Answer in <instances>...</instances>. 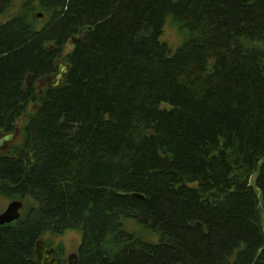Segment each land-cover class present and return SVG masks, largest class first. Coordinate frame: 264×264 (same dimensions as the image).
Segmentation results:
<instances>
[{"label":"trees","instance_id":"trees-1","mask_svg":"<svg viewBox=\"0 0 264 264\" xmlns=\"http://www.w3.org/2000/svg\"><path fill=\"white\" fill-rule=\"evenodd\" d=\"M10 16L0 137L25 117L0 196L22 208L0 264L66 231L77 264H264V0H23ZM59 64L63 83L39 87Z\"/></svg>","mask_w":264,"mask_h":264},{"label":"rangeland","instance_id":"rangeland-1","mask_svg":"<svg viewBox=\"0 0 264 264\" xmlns=\"http://www.w3.org/2000/svg\"><path fill=\"white\" fill-rule=\"evenodd\" d=\"M23 2V0H16L14 6L12 7L9 12H7L5 15L0 16V23H4L5 21L9 20L11 18L10 15H12L13 12H16L19 8L20 3ZM38 15H41L38 17L39 20V27H42L44 25V22L46 20V17L43 16L42 13L39 12ZM161 41L164 42L172 51H175L182 43H183V37L177 32L176 28L172 27L168 21V23L164 26L163 35L161 37ZM72 41H68L65 46V52L70 51L73 47ZM52 77L44 78L43 80L39 81L38 86L43 87L47 86V84H52ZM35 104H30L27 107V113L30 114L36 110ZM25 116H23L18 122H17V133L14 137V139L5 147V149L17 146L21 143V136L19 127L21 125L22 119H24ZM4 149V150H5ZM11 201L7 198H4L0 196V214L5 211L8 204ZM127 225L133 230L134 232H138V229L135 228V225L133 223L127 222ZM142 233V231H141ZM45 240H52L53 246L58 245L60 242L63 244L64 247V256L67 257L70 255H77V251L81 245L82 241V232L81 231H66L61 236L57 237H49L44 236Z\"/></svg>","mask_w":264,"mask_h":264},{"label":"water","instance_id":"water-1","mask_svg":"<svg viewBox=\"0 0 264 264\" xmlns=\"http://www.w3.org/2000/svg\"><path fill=\"white\" fill-rule=\"evenodd\" d=\"M39 15L38 17H40ZM72 45L78 43L77 38L72 39ZM67 72V66L59 64L56 73L48 76L52 77V84H47L50 88L59 87L64 81V75ZM46 77V78H48ZM17 130L12 133L2 135L0 137V149L5 147L14 139ZM22 203L20 201H11L4 212L0 214V226L12 223L20 218V210ZM55 252L52 248H48L42 240H38L35 244L33 257L28 260L29 264H58L59 260L54 256ZM66 264H77V255H70Z\"/></svg>","mask_w":264,"mask_h":264},{"label":"flooded vegetation","instance_id":"flooded-vegetation-1","mask_svg":"<svg viewBox=\"0 0 264 264\" xmlns=\"http://www.w3.org/2000/svg\"><path fill=\"white\" fill-rule=\"evenodd\" d=\"M47 247L48 248H52L54 250V252H55L54 256L59 260V263L58 264H66L67 263L68 257L70 256V254L67 257H65L64 254H63L64 251H60L57 248V245L56 246H47Z\"/></svg>","mask_w":264,"mask_h":264}]
</instances>
